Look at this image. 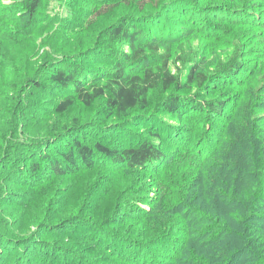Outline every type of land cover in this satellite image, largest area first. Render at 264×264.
Returning <instances> with one entry per match:
<instances>
[{"label": "trees", "instance_id": "obj_1", "mask_svg": "<svg viewBox=\"0 0 264 264\" xmlns=\"http://www.w3.org/2000/svg\"><path fill=\"white\" fill-rule=\"evenodd\" d=\"M213 1L98 0L90 22L122 13L74 58L46 60L38 68L26 65L15 92L5 74L19 60L14 56L3 63L0 83L9 99L3 109L12 123L3 156L0 149L2 166H10L2 182L34 186L54 176L74 181L98 173L78 213L59 209L55 223L46 209L42 233L14 241L0 237V264H204L188 256L196 245H212L205 253L221 246L212 264H238L245 258L244 264H264V0ZM5 8L21 19L23 25L10 33L19 32L22 40H30L49 18L45 0H15ZM5 8L0 13H7ZM209 41L217 42L221 56H211ZM44 102L57 114L76 103L88 108L100 103L102 116L113 123L86 140L76 133L98 122L56 121L55 150L50 141L23 140L20 123L37 115L34 108ZM196 114L207 120L200 137ZM145 121L147 136L139 139L129 131L120 138L121 128L133 130L130 123ZM120 174L128 178L117 188L116 201L100 211L101 200L93 194L101 182L106 193H113ZM243 183L254 187L238 204L235 188ZM230 206L244 212L240 229L228 226L235 223L229 212L221 220L210 217ZM205 216L213 221L201 226ZM138 222L145 228L153 224L156 235L136 232ZM72 223L81 228L71 229ZM202 251L196 248L197 255Z\"/></svg>", "mask_w": 264, "mask_h": 264}, {"label": "rangeland", "instance_id": "obj_2", "mask_svg": "<svg viewBox=\"0 0 264 264\" xmlns=\"http://www.w3.org/2000/svg\"><path fill=\"white\" fill-rule=\"evenodd\" d=\"M14 1L15 0H1L0 10L5 8L6 4L9 5ZM97 1L98 0H45V12H47L49 18L47 19V23L45 25L40 26L33 34L29 35V37L31 38L30 40H22V38L20 39L19 37H21L22 35L19 32H17V35L11 36L10 31L14 34V32H16L17 30V27L23 25L21 19L17 18L18 15L15 12L14 14H12L10 9L5 8L7 13H0V32L5 35H0V68L4 67V62L9 61L10 59L14 58V56L19 60V62L13 64V70L5 74L7 76L8 83L12 85V91L15 92V87L18 88L17 81L23 76V73L27 71L26 65L30 66V64H32L34 68H38L39 66H41V63L43 64L52 59H54V63H56L66 55H73L74 58V56L77 55L80 47L84 48L88 45H92L95 40L94 36H96V33L99 32V30L103 28V26L109 23V21H112V19L116 18L119 14L122 13V11L120 10L109 12L105 16L102 15L101 17H96L92 22H90L88 18L89 16L91 17L93 8L98 7ZM205 2L213 3L214 1L205 0ZM15 9L16 8H13V10ZM5 17L10 18V22L12 24H8V20H5ZM177 18L180 17L177 16ZM230 38V36H224L221 39L229 40ZM209 43L214 45L213 47H211L212 49H214V55L211 56H221L220 54L222 53V51L218 49L216 45L217 42L213 43L209 41ZM196 45H198V41H195L194 46ZM48 64L50 65V63ZM174 70L177 71L179 69L174 67ZM185 72L186 69L183 67L181 69V73L183 76L186 74ZM3 90H5V87L2 86L1 82L0 149L3 153L2 156L4 155V152H6L5 150L7 148L6 138L4 137L5 132L8 131V125L12 123V120H9L11 114L5 113L3 109L6 107L4 106V104L9 101V99H5ZM46 94L47 96H52L50 90ZM10 102L8 106L11 105ZM30 106H32L33 108L35 107V105L33 104H30ZM34 110L37 112V115H28L24 117L23 122L20 123L18 127V132L20 133L19 136L23 140L32 143L45 140L50 141L49 143L52 149H54V142L59 139L57 138L58 136H55L53 132V124L56 121L61 122L60 124H64L74 120H78L84 125L88 122H98L96 126H83V130H80V132L76 133L75 136L86 140L96 139V137L98 136L97 133H99L101 130L109 131L108 129H106V126H112L113 123L112 121H108L104 116H102L100 112V103L95 104V107L89 108L81 103H76L72 109L64 114H57L56 112H54L53 105L50 104V102H44V107L36 106ZM196 115L197 117L195 121L198 123L199 129L196 137H200L203 135L204 131H206L205 125L207 124V120L201 114ZM163 116L164 119L171 120L169 116ZM130 124L133 126V130L129 128H121L124 131V133L120 135L121 139L128 137L129 131L134 133V135L136 137H139V139L144 138L148 135V131L146 130L149 128V125H146V121L140 124H138V122ZM160 129L166 128L165 126H160ZM1 162L2 157L0 154V166L4 164ZM9 168L10 166L6 165L0 167V237L6 239L7 241V238H10L14 241V239H25L35 232H38V234L42 233L39 228L41 227V223L43 221L46 222L44 220L46 209L48 212L54 213L51 222L55 223L57 222L56 218L62 215L60 213L62 211L65 214L78 213L82 208L83 203H87L88 199H90L91 196H89V193L92 192V184H90V182L92 181L93 177H95V174L98 173L97 171L89 174V176L86 175L74 181L71 180L72 178L62 179L54 176L44 185H42V183L34 186L28 184L16 185L11 181L9 185H5V183L2 182V176ZM99 175H102V173ZM126 178H128V176L125 174H120L115 177V183L112 188L114 189L116 185V189L113 193L110 192L112 189H110V191L106 193V191L104 190L105 184L104 182H101L98 192H96V194H93V196L96 197V201H98L99 199L101 200V204L98 207L100 211L105 208H110V205L113 204L114 201H116V196H114L115 192L118 187H121V183ZM253 187L254 184L243 183L242 185L240 184L237 188H235L237 192L236 197H238L239 201L238 204H241L240 201L242 200V198L248 199L250 193H252L251 188ZM25 192L29 193L30 198L19 197V194ZM11 194L16 195L17 197L13 198ZM75 206L77 207V210H75ZM146 206L144 207L146 208ZM231 206L226 210L221 209L223 213L219 212L218 210L217 213H211L210 217L221 220V217L229 212L231 213V217H234L235 223L234 225L228 226H230L231 228H237L238 226V229H240V225L239 223L237 224V222L241 217H243L244 212L236 213L237 211H239V208L231 211ZM200 207L202 208V206ZM59 209H62V211H60ZM260 210L264 212V207L262 206ZM82 212L84 216H87L88 212H86V210ZM211 221L205 216L200 225L202 226L205 224H211ZM78 224L79 223H72V225L68 226L71 229L77 230L81 228V226ZM86 226L88 227V225ZM133 227L135 228L136 232H138L137 229H141L144 232L143 237L145 238H147V236L148 238H150L153 235H156V229L153 224L148 226L149 228H145L143 227V223L138 222ZM119 228L120 227L117 226L114 228V230ZM127 228L129 227L126 226V229ZM44 239H46V237H44ZM261 239L264 242V229L262 231ZM37 240L39 241V239ZM223 240L227 241V238H223ZM229 242H231V240ZM210 247H212V245ZM210 247H199L198 245H196L192 247L194 248L193 250L189 251L188 256L194 255L197 258L199 257L204 264H212L216 262L215 256H217V254L220 252L219 250L221 249V246L217 247L218 249L216 250L214 249L205 253L206 249ZM196 248L199 250H203L200 256L197 255ZM94 253L95 252H93V254ZM246 259L247 258H245L244 261ZM209 261H211V263H208ZM244 261H241V263L238 264H244ZM190 262L188 264H190Z\"/></svg>", "mask_w": 264, "mask_h": 264}]
</instances>
